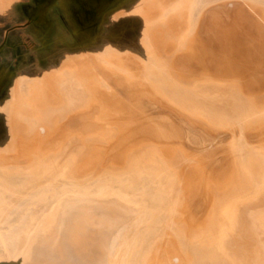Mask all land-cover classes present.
Here are the masks:
<instances>
[{
  "label": "bare ground",
  "instance_id": "1",
  "mask_svg": "<svg viewBox=\"0 0 264 264\" xmlns=\"http://www.w3.org/2000/svg\"><path fill=\"white\" fill-rule=\"evenodd\" d=\"M143 2L0 0V264H165L171 248L179 249L181 264H264V83H239L220 72L233 55L209 29L241 12L247 14L242 22L254 17L251 10L264 15V0H161L156 8ZM176 29L177 39L182 36L173 42L167 36ZM141 36L143 47L136 43ZM183 38L188 51L171 62L184 74V91L161 75L163 69L153 78L138 73L149 60L166 64L159 55L182 47ZM194 42L203 57L190 52ZM89 54L114 61L107 66L124 76L113 90L134 108L140 95L153 102V118L139 120L138 127L163 129L171 139L140 130L124 140L141 139L121 160L111 155L94 166L89 159L76 173L71 167L81 147L103 143L60 141L54 153L50 146L28 153L32 165L8 158L26 141L13 119L30 127L43 123L20 106L59 110L63 122L68 112L87 106L89 90L105 88L106 80L95 76L40 80L68 57ZM250 54L247 66L259 72L264 56ZM53 86L55 93L47 92ZM34 93L41 97L30 100ZM100 102L109 105L113 98L104 95ZM162 106L202 130L222 131L210 138L189 128L174 132L158 122L173 117ZM250 109L261 114L249 119ZM106 121L97 115L98 125ZM107 128L115 139L120 127ZM210 146L215 151L207 154Z\"/></svg>",
  "mask_w": 264,
  "mask_h": 264
},
{
  "label": "rangeland",
  "instance_id": "2",
  "mask_svg": "<svg viewBox=\"0 0 264 264\" xmlns=\"http://www.w3.org/2000/svg\"><path fill=\"white\" fill-rule=\"evenodd\" d=\"M8 1V0H6ZM161 0H144V2L141 5H150L154 4V8L158 6ZM7 3V2H6ZM149 10V9H148ZM147 10V11H148ZM146 9L144 8L142 10V14ZM247 10L246 12H248ZM253 12V10H251ZM251 11H249V14L254 15L248 16L246 21L242 22V15L246 17V13L241 12L240 16L235 18L232 22L229 24H221L219 22H215L210 26L211 33L220 39V44L223 45L225 48L230 50V54L233 55V62L231 66H227V69L224 68L220 72H223L224 75L230 76V78H236L238 79L239 83H248L253 82L255 80L262 81L264 83V61H262L260 64L262 65L259 72H256L254 67L250 66L248 67V57L250 52L252 51L260 53L264 56V25L262 23V20L264 19V15H261L260 13H257L256 15L253 14ZM245 20V19H244ZM164 24V20L157 23L158 26H162ZM253 28L254 31L256 29L260 32V37L255 36L251 33L250 29ZM263 28V29H262ZM177 30V29H176ZM16 31V30H15ZM171 30V32L168 33V38L172 40L173 42L180 41V36H182V33L179 35L178 38V32ZM143 36L138 38L137 44L140 47H143ZM188 38H183L181 42L183 43L182 47L176 48L174 52L170 54H160V59H163L166 64H159V62L151 63V60L146 62L145 66L147 67V70L145 71L143 68L138 70V73L140 74L142 71L144 75L150 74L153 75L156 74V70L163 69V73L161 74L164 77H167L170 80H173L175 84H177L178 88L180 90L185 89V86L182 85L181 78L183 77V73L179 71H175L172 65V58L175 56L180 57L182 55H185V53L188 51L186 48ZM157 42H160L158 40ZM146 44V43H145ZM144 44V45H145ZM23 47L22 45H18L16 49ZM109 51H116L114 48H109ZM197 42H194V45L190 46V52H196L199 54L200 57H203V52L200 49H197ZM205 49V48H204ZM249 50V52H248ZM161 50L158 48V52ZM207 51V49H205ZM215 54V58L219 56V54H216L215 50L212 51ZM100 55L102 53H99ZM104 54V53H103ZM113 64L114 61H111L110 59H99L93 54H89L84 57V59L80 60L76 57H68L65 61L61 63V65H58L56 69H53V71L50 72H43L40 80H42L43 83L51 81V78L56 83H63L64 80L67 77H72L75 80L84 81L89 76H95L99 80H106L105 82V88H93L89 90V94L91 98L89 99V102L87 103V106H81L79 108L74 109L71 112H68L67 116L68 119L63 122L62 120H59L60 118V111L55 110L53 111L51 108L46 107L45 105H40L37 107L38 109H32L29 110L26 108V106H20L21 109H25L26 114H31L33 116H38L42 120V125H36L34 127L28 126L24 122H18L15 119H13L14 124H16L18 130H22L24 132L25 137V143L20 147V149L17 151L16 149L11 150V152L8 154V158H14L18 161H22L26 163L27 165H32L35 163L36 160H29L30 158L26 157L28 153L32 154L34 151H39L41 154L42 152L46 151L47 147H52L50 149V153H54V148H57L60 141H63L62 143H67L68 146H76V145H84V141L87 139L89 140H95L98 143L101 142L104 145L100 144H94V145H86V147H81L82 152L77 158V160L74 162V164L71 167V172L76 173L78 172L79 168L89 159H95L94 166L99 165L100 163L106 161L109 156L115 155L117 160H121L124 156V154L133 146H135L141 139H136L131 142H124V140H129L131 136L134 135L136 132H140V130H143L145 136H154V137H161L167 140H170V137L165 136V131L163 129L152 127L150 129L144 128L142 125L138 127V121L142 120L143 118H148L149 120L153 118L152 116V106L153 102H147L145 97L142 95L138 96L137 102H138V108H134L133 104L129 102V99L126 98L123 95H120L115 92L114 84H120V78H122L124 75L117 73L116 70H113L112 67L107 66V64ZM151 63L152 65H150ZM230 63V61H229ZM186 64V63H185ZM187 65V64H186ZM206 65V62H204V66ZM192 66V65H191ZM193 68V67H192ZM82 69L87 70V73L83 72ZM195 69V67H194ZM145 71V72H144ZM116 75V76H113ZM149 75V76H150ZM64 76V77H63ZM67 76V77H66ZM151 78V76H150ZM262 79V80H261ZM48 80V81H47ZM58 81V82H57ZM108 81V82H107ZM235 87V84H232ZM56 86V85H55ZM52 88H48L47 92L53 91ZM119 88V87H118ZM55 93V91H53ZM253 93V92H252ZM147 94V93H146ZM41 95V94H40ZM34 93L32 96H30V100L39 99L41 96ZM104 95H108L113 98V102L109 105H103L100 100ZM150 97V96H149ZM155 98V97H153ZM151 97V99H153ZM150 99V98H149ZM181 104H186L183 100V97H181ZM152 101V100H151ZM158 101L159 98H158ZM134 103V102H133ZM159 103V102H158ZM162 111H171L173 117L170 119H164L159 120L160 123L167 124L173 131L175 130L177 133H180L181 128H189L193 131H202V133L206 137H212L210 135L220 133L219 131L222 130H202L201 126H198V124L193 123L192 120L179 117L173 110H167L164 106L160 108ZM114 110V111H113ZM118 110V111H117ZM93 112V113H92ZM103 114L107 117L106 124L104 125H98L96 122V117L98 114ZM123 113L124 116L122 117L120 114ZM13 114V112H12ZM89 114V115H88ZM119 115L121 118H117L116 115ZM261 110H255L250 109V113H247V117L249 119H252L254 115H260ZM86 118V119H85ZM125 119V120H124ZM164 119V120H163ZM73 121V123H72ZM162 121V122H161ZM18 122V123H17ZM126 122V123H125ZM118 125L120 128L118 136L113 139L111 138L110 132L107 128L109 124ZM127 124V125H126ZM20 125V126H19ZM145 130V131H144ZM79 131V132H78ZM174 131V132H175ZM74 133V134H73ZM249 133L246 134L247 137H249ZM72 135L71 138H67L68 136ZM144 139V138H142ZM191 140L190 138H188ZM187 138H183V140H188ZM217 139V138H215ZM77 143H76V142ZM190 142V141H189ZM76 143V144H75ZM191 143V142H190ZM58 144V145H57ZM171 146H167L166 150H171ZM208 149V150H207ZM206 149L207 154H212L215 151L214 146H210ZM47 152V153H48ZM117 152V153H116ZM22 156L21 159H19L20 156ZM4 157V155H1ZM220 181H218L219 183ZM190 206V205H189ZM181 229V228H180ZM179 250V249H178ZM178 250H175L174 248L168 249L165 253V257L167 259V262L165 264H181L182 258L180 257V252ZM176 257L177 259H172Z\"/></svg>",
  "mask_w": 264,
  "mask_h": 264
}]
</instances>
